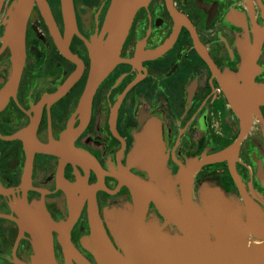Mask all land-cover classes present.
Segmentation results:
<instances>
[{"label":"flooded vegetation","instance_id":"af4514ba","mask_svg":"<svg viewBox=\"0 0 264 264\" xmlns=\"http://www.w3.org/2000/svg\"><path fill=\"white\" fill-rule=\"evenodd\" d=\"M18 1L0 0V264H33L32 216L57 264H102L97 228L123 254L110 215L134 207L129 179L151 183L143 140L178 199L185 172L196 203L215 190L264 214V0H149L86 103L113 0H73L70 21L62 0H33L20 73L6 39ZM145 220L177 232L153 201Z\"/></svg>","mask_w":264,"mask_h":264},{"label":"water","instance_id":"95a60500","mask_svg":"<svg viewBox=\"0 0 264 264\" xmlns=\"http://www.w3.org/2000/svg\"><path fill=\"white\" fill-rule=\"evenodd\" d=\"M148 1L113 0L105 19L104 32L108 36L90 47L92 67L83 103L119 61L134 16ZM32 2L18 1L7 31L14 70L18 73L23 62V39ZM62 2L67 21L71 16L73 20V0ZM245 87L249 92L255 89L251 81H247ZM158 151L157 143L140 142L136 160L149 170L151 183L129 179L135 191L134 207L115 210L110 215L112 233L123 254L101 235V229H95L94 242L102 264H264V214L260 209L248 200L240 204L226 199L215 190L202 194L200 202L196 203L192 197V175L185 172L179 176L182 193L178 199L171 186L172 177L164 170L163 159L156 156ZM150 201L167 223L177 228L175 234L167 231L165 225L146 222ZM27 223L34 233L33 264H57L45 221L32 216Z\"/></svg>","mask_w":264,"mask_h":264},{"label":"bare ground","instance_id":"6f19581e","mask_svg":"<svg viewBox=\"0 0 264 264\" xmlns=\"http://www.w3.org/2000/svg\"><path fill=\"white\" fill-rule=\"evenodd\" d=\"M249 236H250L249 238L252 239V236L251 235H249Z\"/></svg>","mask_w":264,"mask_h":264}]
</instances>
